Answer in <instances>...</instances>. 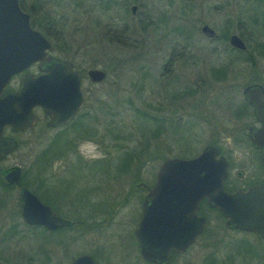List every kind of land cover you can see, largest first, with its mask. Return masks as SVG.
Returning a JSON list of instances; mask_svg holds the SVG:
<instances>
[{
  "label": "rangeland",
  "instance_id": "rangeland-1",
  "mask_svg": "<svg viewBox=\"0 0 264 264\" xmlns=\"http://www.w3.org/2000/svg\"><path fill=\"white\" fill-rule=\"evenodd\" d=\"M139 1L145 6L144 10H149V22H145L143 27L150 23L156 28L147 34L143 28L139 29L136 19H130L128 14L122 20L129 26L124 34L102 32L103 29L99 27L104 19H101L98 0H54L55 4L52 1L46 12L34 11L33 17L38 25L51 26L49 35L54 37L59 46L78 50L83 53L90 67L105 70L107 76L103 83L90 84L87 102L91 117L94 118L90 124L97 126L99 133L102 127L111 129L114 123H118L117 131L123 135H132L128 140L120 142L122 152L132 150L134 154L145 156L152 127L150 114L157 117L180 116L184 119V125L179 128L170 121L166 127L167 139L175 141V131L182 136L179 142L171 143L175 149L167 157L194 156L211 138L212 127L220 124L221 128H227L228 122L225 119L228 112L224 105V102H229L227 97L234 93L240 96L242 88L247 84L264 83V57L260 45L264 41V0ZM30 3V0H26L27 6ZM162 13L168 15L165 23L159 19ZM203 24H207L217 35L223 29H228L229 35L237 34L246 45V53L231 51L227 42L224 44L222 41L208 39L200 33ZM179 27L182 28L181 32ZM186 31L191 32L189 37L185 36ZM171 48H180V57L174 55L172 58L176 61L163 66V60L168 58L167 53L172 52ZM218 67L226 68V77L215 80L211 69ZM88 83L85 80V84ZM172 94L173 97L182 98L171 99ZM211 116H214L212 122L201 119ZM37 130H40V124L33 131L17 136L19 147L9 156V164L21 167L27 180L32 183L38 176L34 168L35 157L51 133L37 137ZM221 137L225 139L224 133ZM165 141L163 136L156 137L154 152L164 151L161 143ZM168 143L170 141L167 140ZM65 144L64 138L55 142L56 148H63ZM113 149L111 147L110 153L115 154ZM80 150L84 153H102L95 150L91 143L82 144ZM161 163L162 159L155 158L149 175L152 171L155 173ZM72 175L75 187L91 190L86 183L94 178L93 173L74 166ZM111 175L100 176L94 189L95 196L101 200L108 199L109 191L119 190L121 182L118 179L115 178L109 185ZM126 187L127 183L120 193L112 194L116 205L124 202L122 199L127 195ZM128 198L126 204L117 207V210H105L106 222L99 229L92 222L89 223L88 210L86 212L74 206V255L103 245L102 256H99L101 261L105 258L113 264H141L137 261L128 235L137 215L138 204L134 194ZM210 218L212 225L215 222L213 214ZM1 245L13 256L21 251H35L42 244L37 236L3 241ZM258 249L264 254V242L253 248L254 251ZM249 264H264V255Z\"/></svg>",
  "mask_w": 264,
  "mask_h": 264
},
{
  "label": "flooded vegetation",
  "instance_id": "flooded-vegetation-1",
  "mask_svg": "<svg viewBox=\"0 0 264 264\" xmlns=\"http://www.w3.org/2000/svg\"><path fill=\"white\" fill-rule=\"evenodd\" d=\"M30 1L31 3L27 6L26 0H18L19 8L28 15L31 28L44 37L49 43L50 49L45 50L43 58L30 63L21 71L9 75L0 87V98L19 92L23 85L22 78L24 76L29 75L37 79L46 73L43 71L45 66L51 65L54 60H59L68 62L71 65V69L78 74L81 105L68 119L60 121L59 124L55 119L53 124L50 125V118L42 107L34 105L31 108L32 125L16 131L9 124H3L0 127V264H70L76 257L81 255H88L95 264H113L109 260L106 261L105 258L102 261L100 260L99 256H102L103 245L93 247L91 251L86 253L74 255L72 251L75 225L72 218L73 211L76 208L74 206L85 211L88 210L89 223L92 222L93 226L99 229L106 222L105 210H117L124 206L129 199L128 196L132 194L135 195L138 205L137 215L131 224L132 227L130 226L128 235L131 239L130 244L136 252L137 261L141 264H249L255 259L262 258L264 254L259 249L254 251L253 248L259 243H263L264 237L257 235L254 231L226 225L224 216L215 207L209 206L205 199L199 201L193 213L194 218L202 217L204 219L201 230L182 250L178 251L175 248H170L167 251L165 263L143 259L140 254L138 240L134 234L142 214L143 198L155 183L158 169L155 173L152 171L151 175H149L155 158L162 159V162L176 157L191 158L199 154L206 144L211 143L219 148V155L226 162L225 177L221 181V187L225 192H244L251 187L264 185V166L260 161L263 149L255 146L249 137L256 138L257 130L261 128L262 124L255 117L252 107L243 99L242 93L240 92V96H236L234 93L233 96L227 97L229 102H224L226 112H228L225 119L228 122L227 128H221L220 124L212 127L210 130L211 138L194 156L180 157L175 155L167 157V154H170L175 149L171 143L179 142L182 137L180 134L177 135L175 131L173 132L175 141L167 139V125L172 121L180 128L185 122L180 116L157 117L153 113L150 114L152 127L148 136L147 154L139 156L134 154L132 150H129L130 152L127 150V152L123 153L120 142L128 140L132 135L127 133L123 135L121 131H117L118 123H114L111 129L102 127L101 133L96 130L97 126L90 124L91 119L94 118L91 117V112L87 107L90 95L89 86L90 84L103 83L107 76L105 70L90 67L86 63L83 53H79L78 50L72 47L64 48V46H59L54 41V37L49 35V30H52L51 26H45L46 24L38 25L34 21V11L39 13L46 12L54 0ZM97 6L100 9L101 19H104L103 22L101 21L99 29L102 28L103 30H100L104 33L116 35L117 33L122 34L126 29L128 30L129 26L122 21L127 14L130 19H136V24L139 25V29L143 28L144 33L147 34L148 31L151 32L156 29L150 23L149 26L143 27L145 22H149V10H144L145 6L139 0H98ZM159 17H161L159 19L163 23L167 22V14L164 15L162 13ZM178 30L181 32L182 28L179 27ZM100 34L102 33L100 32ZM215 37H217L216 33L213 37L208 38ZM130 45L135 46L134 43H130ZM260 45L262 47L261 55L264 57V41ZM132 49H136V47ZM233 49L242 54H245L247 50L246 47L244 50ZM171 51V53H167L168 58L163 60V66H167L171 61H176V59L172 58L174 55L180 57V48H171ZM92 68L102 70L105 73L102 81L92 82L89 79L87 71ZM85 80H88L89 83L85 84ZM37 84L39 89L50 91L54 94L53 102L57 107L56 109L64 111L65 106L73 104V96H68L70 84L65 82V80L51 83L38 82ZM258 84L262 86L264 95V83ZM72 94L73 91H71ZM171 96L173 97V94ZM12 106L17 107L19 103L12 101ZM213 117L201 119L202 121L212 122ZM39 124L40 130L36 132L37 137L40 134L44 136L47 132L51 133L50 137H47L44 141L45 145L41 148L40 153L35 157L34 168L38 176L36 181L32 183L27 180L21 167L9 164V156L19 147L17 136L33 131ZM223 133L225 139L221 137ZM159 136H163L166 141L161 143L164 151L156 153L154 152V139ZM258 137L259 142H262L261 134H258ZM59 138H64L66 141L63 148H56L55 146V142L59 141ZM10 140L15 142V146L11 150L9 148ZM167 140L170 143L166 144ZM84 143H91L92 146L94 145L95 150L102 153H84L83 150H80V146ZM51 145L55 146L54 150H52ZM111 147L114 148L115 154L110 153ZM145 163L149 165L147 164L144 167ZM74 166L87 169L88 172L95 175L94 178L89 179L86 183L91 188L90 191L82 190L79 186L75 187L73 185L72 169ZM110 168L111 170H109ZM13 169L18 171V176L15 181H10L9 173ZM106 172L109 173L105 175ZM110 174L112 175L109 179V185L116 178V180L118 179L121 182L119 190L109 191V195L107 194V197L109 196L108 199L101 200L98 196H95L96 190L94 189L99 183L100 176H109ZM126 183V189L128 190L126 192L127 195L122 199L124 202L116 205V200L112 199V194L120 193ZM31 185H34V187H31ZM22 188L28 189L56 217L66 221L68 224L49 229L40 223H25L20 216L19 207V194ZM212 214L215 222L211 225L210 217ZM151 216L154 219V216L157 215L152 213ZM37 236L42 245H39L35 251L31 252L21 251L19 254L16 253L11 256L1 245L3 241L11 239L24 240Z\"/></svg>",
  "mask_w": 264,
  "mask_h": 264
},
{
  "label": "water",
  "instance_id": "water-1",
  "mask_svg": "<svg viewBox=\"0 0 264 264\" xmlns=\"http://www.w3.org/2000/svg\"><path fill=\"white\" fill-rule=\"evenodd\" d=\"M200 32L208 37L215 35L207 24L201 25ZM227 43L239 50L246 47L235 33L228 36ZM46 49H50L49 43L31 28L28 15L19 8L18 0H0V87L9 75L43 58ZM53 62L45 66L43 71L46 73L37 79L24 76L19 92L0 98V127L9 124L16 131L32 125L31 108L34 105L42 107L50 118V125L55 119L59 124L81 105L77 72L71 69L68 62ZM87 75L92 82H100L105 73L92 68L87 71ZM64 80L70 84L68 96H73V104H68L64 111H60L53 102L54 94L39 89L37 83ZM241 93L262 124L256 138L249 137L255 146L263 149L260 161L264 166L263 88L258 83H251L245 85ZM12 101H17L19 106L13 107ZM258 134H261L262 142H259ZM14 146L15 142L10 140V150ZM225 167L226 162L219 155V148L211 143L206 144L194 157L169 158L160 164L155 183L143 198L142 214L134 231L143 259L165 263L170 248L180 251L188 245L203 225L202 217H193L199 201L203 199L224 216L226 225L254 231L264 237V185L251 187L244 192H225L221 187ZM9 174L10 181H15L18 171L13 169ZM19 197L20 216L25 223H40L49 229L68 224L56 217L28 189L22 188ZM152 213L157 215L154 219ZM70 264L95 263L88 255H81Z\"/></svg>",
  "mask_w": 264,
  "mask_h": 264
},
{
  "label": "trees",
  "instance_id": "trees-1",
  "mask_svg": "<svg viewBox=\"0 0 264 264\" xmlns=\"http://www.w3.org/2000/svg\"><path fill=\"white\" fill-rule=\"evenodd\" d=\"M255 21V20H254ZM256 22V21H255ZM201 33V32H200ZM229 32H228V29H223V31L220 33V35H217V37H215V38H208V39H211V40H217V41H222L224 44H227L226 42H227V39H228V34ZM190 34H191V32H188V31H186V34H185V36L186 37H189L190 36ZM202 34V33H201ZM204 35V34H203ZM240 35V34H239ZM205 36V35H204ZM258 44V43H257ZM229 48H230V50L231 51H236L235 49H233V48H231L230 46H229ZM237 52V51H236ZM237 53H239V52H237ZM212 70V72H211V75H212V77L215 79V80H220V79H223V78H225L226 76H225V73H226V68L225 67H218V68H213V69H211ZM190 91V90H189ZM188 92V91H187ZM174 95V94H173ZM171 97V99H174L172 96H170ZM178 98V97H177ZM181 98V97H180Z\"/></svg>",
  "mask_w": 264,
  "mask_h": 264
}]
</instances>
